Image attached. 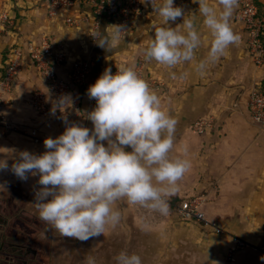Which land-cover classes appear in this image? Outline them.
Instances as JSON below:
<instances>
[{"label": "crops", "instance_id": "obj_1", "mask_svg": "<svg viewBox=\"0 0 264 264\" xmlns=\"http://www.w3.org/2000/svg\"><path fill=\"white\" fill-rule=\"evenodd\" d=\"M207 2L216 9L217 13L221 11L219 0H207ZM261 2L264 4V0ZM37 3L36 0L27 2L18 0L16 3L12 0H0V11H8L14 25L11 27L7 24L0 29V82L7 75V61L12 57L13 51L19 49L23 53L22 59L19 61L21 69L15 75L10 88L4 91L1 89L5 99L4 110L10 120L8 127L4 126L0 129V159H6L8 162V168L0 170V185L4 186V188H0L1 200L7 201L11 198L18 202L22 197L27 196L30 207L32 206L37 211L33 203L35 192L42 187L38 184L39 177L29 175L26 180H21L12 172L11 166L19 159L21 151L27 150L37 155L47 151L44 140L49 137H58L66 127L64 122L60 123L56 119L57 116L51 122L41 123L39 119L34 118L30 106L31 95L36 89L43 86V77L42 73L33 65L28 54L32 46L40 44L44 36H50L64 43L70 61L78 58L93 61L94 67L88 78V86L94 84L106 68L112 70L121 65L132 67L138 59L143 58L146 61V72L149 77L147 83L160 97L161 109L178 122L175 144L170 156L188 159L191 163L187 174H184L188 176L187 181L184 178L179 181V192L213 191L218 185L221 187L224 184L228 189L230 157L225 154L219 156L211 153L212 141L218 142V138L209 133V128L203 135L187 136L197 120H211L209 114L212 112L213 87L207 86V84L210 79H213L214 74H217L214 70L215 65L222 60L220 57L215 62L208 61L206 75H201L197 71L198 62L208 60V51L212 40L211 32L203 23V17L199 13L197 0H174V6L182 7L184 19L193 20L196 30L200 34V44L195 50V56L191 62H183L173 68L161 65L155 60H147L145 55L139 57V50L134 51L132 47L136 44L133 37L126 39V36H121L118 42L110 44L106 48L99 47L96 42L90 41L86 26L70 27L65 25L64 18L61 16L54 19L48 18L45 3L42 2L41 9L36 7ZM13 6H15L14 9H12ZM43 12L47 18L41 16ZM72 12L78 14L76 9ZM138 19L131 22L130 29ZM168 23L173 28L177 27V30H183L181 25L183 16L178 17L175 22L169 21ZM158 24V27L167 26L164 19ZM109 26L104 23L102 36L105 34L110 36L113 32ZM137 31L140 34L144 30L137 29ZM44 33L46 35H43ZM70 67V63L64 65L59 69V73L68 76ZM173 72L177 76L175 79L171 75ZM181 76L184 78H180ZM86 116L85 113L72 116L68 122H76L91 129L93 125ZM32 127L38 128V139L31 136ZM216 132H219V129ZM262 139L264 140V137ZM103 143L106 144V142ZM261 148L264 149V143L261 138H258L253 141L251 154L241 152V154L243 153L242 157L234 169H238L237 174L243 181L239 186L240 188L245 187L242 191L245 197L243 200L241 198L230 203L233 209L231 213H229V209L224 208L219 217L216 215L219 218L218 225L211 222L215 226L206 225V227L197 228L192 222L179 221L176 216L147 213V208L129 202L132 204L131 209H137L143 214L129 215L128 222H126L128 226L121 227V229L109 223L103 232L105 233L106 230V233L112 232L111 236L116 232H125L126 237L123 242H118L115 235L111 237L112 239L105 240V237L97 236L87 241L64 236L61 239L60 249L61 254L67 257L64 261L65 264H78V261L73 263V260L70 259L75 256L78 259H80L79 256L94 257L97 255L100 257L102 252L106 251L114 257L118 250L135 252L140 256L160 255L168 251L172 256H184L187 264H212L213 261L218 264H263L261 249L264 246V181L260 178V168L264 157L262 158ZM185 149H187L186 152ZM126 150L131 151L128 147ZM218 175L219 182L215 183L213 177ZM193 197L204 200L203 209L207 217L205 208L209 197L192 196L190 198ZM117 203L115 201L112 207H115ZM227 204L228 201L226 204H222L221 208ZM1 223L2 219H0V225ZM216 227L221 228L222 232L218 233ZM186 232L189 233L187 236ZM149 234H151L150 238L147 237ZM50 235L51 233H45L44 236ZM166 235L168 238H165ZM236 237L247 241L251 247L238 252L232 262L228 260V255L233 245V239ZM170 241H172L171 245ZM13 245L15 246L5 248L2 244L1 253L6 256L23 257V252L27 249L24 250L20 244ZM30 250L36 255L35 250ZM81 260L84 261V259Z\"/></svg>", "mask_w": 264, "mask_h": 264}, {"label": "clouds", "instance_id": "obj_2", "mask_svg": "<svg viewBox=\"0 0 264 264\" xmlns=\"http://www.w3.org/2000/svg\"><path fill=\"white\" fill-rule=\"evenodd\" d=\"M153 2L143 0L152 7ZM197 2L212 36L208 60L197 64V71L206 75L208 61L215 62L240 40L230 25L239 0H219V13L207 0ZM153 8L167 26L155 29L144 49L145 58L168 68L191 62L200 44L193 20L184 19L182 7L174 6V0H162ZM182 16V31L169 25V21ZM109 27L113 32L96 42L99 47L118 42L124 33L121 25ZM171 75L177 78L175 72ZM87 94L96 101L86 116L93 125L91 129L65 118L64 132L44 140L47 151L39 155L21 151L11 166L21 180L29 175L39 177L42 187L35 192L33 204L40 219L61 235L80 241L100 236L107 224L115 226L119 222L121 213L112 205L122 198L167 216L170 205L166 197L180 191L179 181L191 167L188 159L170 156L178 122L161 109L157 92L133 67L121 65L114 75L111 68H106ZM71 103L70 95L61 96L53 113ZM6 168L7 160L0 159V170ZM86 264H97L96 258L88 256ZM115 264H143V260L135 252L121 251L115 256Z\"/></svg>", "mask_w": 264, "mask_h": 264}, {"label": "rangeland", "instance_id": "obj_3", "mask_svg": "<svg viewBox=\"0 0 264 264\" xmlns=\"http://www.w3.org/2000/svg\"><path fill=\"white\" fill-rule=\"evenodd\" d=\"M11 1V0H10ZM17 2L18 0H12ZM27 2L28 0H22ZM38 3L36 7H42V2L47 0H36ZM142 2V15L139 17L135 24L129 29V35H121L129 39L133 37L135 39V45L132 46L134 51L139 50L138 56H144V52H140L148 46L150 38L154 37L155 29L158 27V23L163 20V17L159 16L154 11L153 7H157L161 4V0H154L153 7L150 3ZM15 6L12 7L14 9ZM46 17L45 12L41 15ZM237 8L230 19V25L235 33L240 36V40L230 45L222 56V60L215 65V72L213 79L208 81L207 86L213 87L212 95V112L209 116L211 117V127L209 133L212 136L218 138V142L212 141L211 153L214 155H229V182L228 189L223 186H217L213 191H201V192H179L174 196L166 197L170 211L169 216H176L179 221H183L178 215V205L181 200L190 198L192 196L209 197L207 199V218L212 223L219 221V214L222 209L233 210L230 203L233 200L241 199L245 197L242 192L245 188H240L239 184L242 183V179L238 176L237 170L234 169L238 161H240L243 153H250L253 150V141L258 138L264 143L262 137H264V131L251 121L247 107L250 99V95L257 85H261L264 89V63L263 65H256L249 52L247 46V32L243 24L236 18ZM50 18V17H48ZM9 26L11 24H8ZM66 25V24H65ZM106 25H113L106 23ZM14 25H11V27ZM140 27V28H139ZM137 29H143L144 31L138 34ZM43 35H46L45 33ZM129 37V38H128ZM148 42L147 44H145ZM141 53V54H140ZM143 53V54H142ZM198 121V120H197ZM221 125V127H220ZM219 129V132L216 130ZM200 134L194 133V129L190 128L187 136H199ZM263 146V145H262ZM241 152H243L241 154ZM262 158L264 157V149L261 148ZM251 154V153H250ZM260 178L264 181V161L261 163ZM187 174V172H186ZM183 178L187 181L188 176L184 175ZM204 179V177H202ZM214 182H219V175L213 177ZM255 179V178H254ZM263 183V182H262ZM227 206L222 207V204ZM117 204L113 207L115 210L120 211L121 216L119 222L116 224L117 228L127 227L129 215H141L137 209H131L132 204H129L126 198L117 200ZM147 213L160 214L159 212L147 209ZM218 215V217L216 216ZM0 219L2 223L0 225V248L4 244L5 248L15 246L13 244H20L25 249H33L36 251V255L24 251V255L21 258L15 255L6 256V254L0 251V264H65L67 257L61 254V239L64 237L61 235L52 225L43 221L39 217L38 210L29 204L27 196L22 197L20 201L13 199L1 200L0 199ZM216 217V218H215ZM218 218V220H217ZM194 227L201 228L206 227L202 222H192ZM213 224V225H214ZM218 225V223L216 224ZM113 226V225H112ZM215 226V225H214ZM216 229V228H215ZM107 231V230H106ZM103 233L98 236L100 238L105 237L107 240L112 239L115 235L118 242H123L126 234L125 232H112ZM45 233H51L50 236L45 237ZM186 236L189 234L185 233ZM151 237V234L147 236ZM168 238L166 235L165 238ZM106 243V242H104ZM172 244V241L169 243ZM171 247V246H170ZM93 251V250H92ZM124 250H118L116 255ZM115 255V256H116ZM34 256V257H33ZM115 256L102 252V255L96 258L97 264H115ZM88 256H79L80 259L73 257V263L78 261V264H85ZM143 264H187L184 256H172L168 251L164 254L154 256H141ZM78 259V260H77ZM81 259H84L82 261ZM173 259V260H172ZM175 259V260H174Z\"/></svg>", "mask_w": 264, "mask_h": 264}, {"label": "built area", "instance_id": "obj_4", "mask_svg": "<svg viewBox=\"0 0 264 264\" xmlns=\"http://www.w3.org/2000/svg\"><path fill=\"white\" fill-rule=\"evenodd\" d=\"M47 15L54 19L59 16L64 18L66 25L70 27L86 26L88 37L91 42H97L102 36L104 23L121 25L124 33L127 35L131 22L142 15V2L140 0H47L44 2ZM77 10V15L72 10ZM237 20L241 22L247 32V46L251 58L256 65L264 63V16L259 15V9L256 0H239L237 7ZM7 24L13 25L8 11H0V29ZM23 53L15 49L12 57L7 61L8 69L6 77L0 82V129L10 125V120L4 110V91L10 88L15 75L21 69L19 61ZM35 68H37L43 77V86L36 89L31 95L30 106L35 119L41 123L51 122L56 118L61 123H65V118L69 121L70 117L87 115L96 105L94 98H89L87 85L89 75L94 67L91 59L78 58L70 61L69 55L64 43L57 41L50 36H44L38 45L32 46L29 54ZM71 64L68 70L69 75L64 76L59 73V69L66 64ZM112 69V74H116L118 68ZM140 77L148 82L146 72V61L143 58L138 59L132 66ZM85 89V92H82ZM63 95H70L72 103L67 104L60 110L53 113L55 102ZM248 113L252 122L264 131V89L261 85L253 90L248 103ZM211 120H198L193 124L194 133L203 135L211 127ZM30 134L38 139V128L32 127ZM204 200L199 197H193L183 200L178 206V215L183 221L202 222L205 225L214 226L206 217L203 209ZM218 233L222 229L216 227ZM251 245L240 238L233 239V245L228 255L229 261H234L238 252L249 248ZM261 255L264 257V246L261 249ZM264 264V260H263Z\"/></svg>", "mask_w": 264, "mask_h": 264}, {"label": "trees", "instance_id": "obj_5", "mask_svg": "<svg viewBox=\"0 0 264 264\" xmlns=\"http://www.w3.org/2000/svg\"><path fill=\"white\" fill-rule=\"evenodd\" d=\"M256 2L259 9V15L264 16V4L261 2V0H256ZM262 41L264 42V36H262ZM82 92H85V89H82Z\"/></svg>", "mask_w": 264, "mask_h": 264}, {"label": "flooded vegetation", "instance_id": "obj_6", "mask_svg": "<svg viewBox=\"0 0 264 264\" xmlns=\"http://www.w3.org/2000/svg\"><path fill=\"white\" fill-rule=\"evenodd\" d=\"M28 253H31V250L30 249H27L26 250ZM24 253V252H23ZM34 254V253H33ZM24 255V254H23ZM25 256V255H24ZM34 257V256H33Z\"/></svg>", "mask_w": 264, "mask_h": 264}, {"label": "water", "instance_id": "obj_7", "mask_svg": "<svg viewBox=\"0 0 264 264\" xmlns=\"http://www.w3.org/2000/svg\"><path fill=\"white\" fill-rule=\"evenodd\" d=\"M35 252V251H34Z\"/></svg>", "mask_w": 264, "mask_h": 264}]
</instances>
